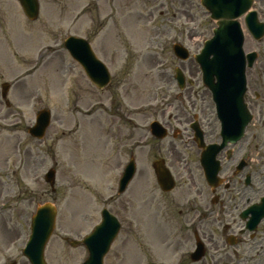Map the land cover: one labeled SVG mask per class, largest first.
I'll return each instance as SVG.
<instances>
[{
	"label": "rangeland",
	"instance_id": "374dc122",
	"mask_svg": "<svg viewBox=\"0 0 264 264\" xmlns=\"http://www.w3.org/2000/svg\"><path fill=\"white\" fill-rule=\"evenodd\" d=\"M5 1L15 8L12 17L18 22H12L6 68H0V84H10L9 105L0 86V264H28L22 248L30 218L48 201L57 208L44 254L48 264L85 259V248L71 247L64 237L83 238L104 206L121 222L104 264H177L174 242L182 235L178 206L185 187L169 193L157 187L151 168L157 145L148 146L146 124L161 98L180 96L173 69L179 66L187 76L197 68L192 57L178 61L172 44L179 41L191 55L198 52L214 21L197 3L176 7L179 0H39L33 21L14 0ZM263 2L253 5H261L264 19ZM69 34L87 39L107 64L112 78L105 89L92 86L68 56L63 42ZM246 36L248 50L252 42ZM191 77L198 80L197 69ZM193 91L209 102L200 83ZM149 102L153 108L143 114ZM43 108L50 110L51 122L37 139L26 130ZM173 112L167 109L164 119ZM130 156L136 173L118 194ZM49 168L55 169L53 186L44 179Z\"/></svg>",
	"mask_w": 264,
	"mask_h": 264
},
{
	"label": "flooded vegetation",
	"instance_id": "af4514ba",
	"mask_svg": "<svg viewBox=\"0 0 264 264\" xmlns=\"http://www.w3.org/2000/svg\"><path fill=\"white\" fill-rule=\"evenodd\" d=\"M185 2L199 5V0H179L175 6ZM259 8L256 15L264 25ZM14 11L0 0V68H6L7 37L16 28L12 22H18ZM250 38L251 48L245 49L246 39L242 46L246 53L255 52L245 77L249 121L238 139L222 136L211 97L205 101L193 91L194 83L177 98H161L154 108L155 119L176 142L164 145L165 139L150 138L148 146L157 145L153 161L169 168L174 189L185 187L178 206L182 235L174 242L177 264H264V35ZM167 109L174 112L164 119Z\"/></svg>",
	"mask_w": 264,
	"mask_h": 264
},
{
	"label": "water",
	"instance_id": "95a60500",
	"mask_svg": "<svg viewBox=\"0 0 264 264\" xmlns=\"http://www.w3.org/2000/svg\"><path fill=\"white\" fill-rule=\"evenodd\" d=\"M19 2L25 16L29 19H34L37 16L38 4L36 0H19ZM201 4L210 13L209 17L216 20L217 27L213 30L214 37L206 41L201 53L195 55L194 60L199 63L204 84L212 91L217 105L216 111L223 122V130L229 134L235 133V130L239 128L240 132L246 123L244 118L240 120V123L237 122V118L239 119L237 109L243 104L245 59L241 47L243 36L235 18L249 9L251 0H201ZM246 22L254 36L261 35L262 25L257 23L254 12L247 15ZM87 43L82 38L69 36L64 45L71 56L82 66L86 76L95 86L101 88L109 81V73ZM174 51L179 57H187V53L180 46H175ZM240 110L239 113H245L244 108ZM49 118V111L41 110L37 114L35 125L27 131L31 135L41 138L49 125ZM133 166V161H131L125 167L119 180V188H117L119 193L124 191L131 179L134 172ZM156 173L160 187L163 190H169L173 181L168 171L157 167ZM53 178L54 170L50 169L46 174V180L51 182ZM55 212L56 208L53 203L44 202L38 205L31 217V233L23 249V254L30 264H47L43 254L45 244L55 227ZM117 230H119V222L111 213L103 210L101 222L82 240L88 257L81 264H103L105 253L115 238ZM78 242L71 240L69 243L71 246H76Z\"/></svg>",
	"mask_w": 264,
	"mask_h": 264
}]
</instances>
